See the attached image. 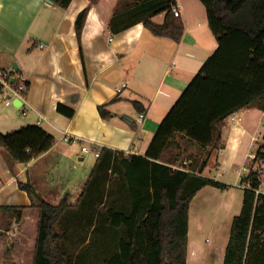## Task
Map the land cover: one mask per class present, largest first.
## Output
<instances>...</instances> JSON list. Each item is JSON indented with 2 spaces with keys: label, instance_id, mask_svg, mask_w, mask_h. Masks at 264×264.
<instances>
[{
  "label": "crops",
  "instance_id": "obj_1",
  "mask_svg": "<svg viewBox=\"0 0 264 264\" xmlns=\"http://www.w3.org/2000/svg\"><path fill=\"white\" fill-rule=\"evenodd\" d=\"M134 2L72 0L62 7L51 0H0V70L29 82L24 100L14 98L12 104L5 101L11 93L0 91V131L38 124L56 138L50 150L28 163L9 161L0 147V205L25 206L20 218L16 211L5 215L17 229L22 228L8 233L20 239L27 237L25 226L35 227L29 237L35 247L40 208L32 205L18 182L31 181L54 204L69 191L71 203L76 204L98 159L84 152L83 146L99 151L107 147L126 156L145 155L163 118L219 45L199 0H176L185 25L180 41L155 34L143 21L112 33L109 25L115 10ZM88 6L79 39L76 20ZM165 15L161 12L152 20L163 23ZM59 103L75 109L74 116L59 112ZM141 113L145 114L143 122L139 121ZM233 115L236 121L232 115L226 119L221 147L216 148L222 174L235 160L244 162L262 121V110L257 107L242 108ZM116 173L119 177L106 185L110 203L129 208L123 170ZM107 223L98 229V237L105 243L120 241L124 228H111ZM217 236L213 245L196 244L192 249L189 236L188 264L203 262L208 251L212 259L217 255L214 250H225L217 257L224 264L230 235L223 242L222 235ZM3 239L0 251L5 246ZM115 250L119 251L118 245Z\"/></svg>",
  "mask_w": 264,
  "mask_h": 264
},
{
  "label": "trees",
  "instance_id": "obj_2",
  "mask_svg": "<svg viewBox=\"0 0 264 264\" xmlns=\"http://www.w3.org/2000/svg\"><path fill=\"white\" fill-rule=\"evenodd\" d=\"M52 1L67 7L72 0ZM201 1L219 45L163 118L145 155L126 156L111 148H101L76 204L71 203L69 191L54 204L42 197L31 181L18 182L28 192L32 205L40 208L34 264H72L73 255L57 224L64 217L70 225L76 224L73 221L79 218L75 216L81 214L79 223L83 229L90 226L98 231L99 220L93 221L86 215L90 202L91 211L101 213L111 228L123 227L125 232L117 242L119 251L105 257L102 264H188L191 203L203 187L224 188L227 183L200 174L205 168L197 169L195 161L184 168H179L181 163L174 168L179 156L177 149L182 150L181 140L219 148L228 117L247 107L264 111V0ZM172 2L176 0H135L115 10L109 28L118 33L143 21L155 34L180 41L185 25L181 16L172 12ZM88 11L89 6L76 20L79 39ZM161 12H166L164 22H154L152 17ZM57 109L69 117L75 114V109L63 103ZM55 142V136L38 124L14 132L0 131V147L9 161L28 163L50 150ZM116 162L118 167L114 170H123L131 201L129 208L114 206L110 203V191L107 193V170ZM193 177L196 183L187 188V181ZM23 209L25 206L0 205V216L16 211L20 218ZM224 264H264V194L257 196L254 190L245 189L241 212L232 222Z\"/></svg>",
  "mask_w": 264,
  "mask_h": 264
},
{
  "label": "rangeland",
  "instance_id": "obj_3",
  "mask_svg": "<svg viewBox=\"0 0 264 264\" xmlns=\"http://www.w3.org/2000/svg\"><path fill=\"white\" fill-rule=\"evenodd\" d=\"M201 2L200 4L204 3ZM205 6V5H204ZM206 9V6H205ZM264 111H262L263 116ZM238 118V117H237ZM231 120L236 121L235 116L231 117ZM256 136H260L264 130V122L258 125ZM182 150L179 151V156L176 162L183 164L182 160H187L188 163L192 165V162L197 163V169L205 168L200 174H204L209 177H214L217 180L227 183L224 188L216 186H205L201 189L196 197L191 203L190 210V249L195 248L196 244H205V246H210L215 243L217 237L222 235L220 241L227 239L230 235L233 219L236 215L241 212L243 201H244V191L241 183L242 177H239L238 168L243 164L239 160H235V163L231 166L229 170L222 174L219 170V158L217 155V149L208 146L204 147L197 142L192 141H182ZM253 145V142L251 143ZM202 146V147H201ZM254 147L252 148V150ZM240 165V167H238ZM118 167L116 162L108 169L107 180L113 182L119 175L116 173V169L113 167ZM94 167V166H93ZM93 170V168H92ZM91 170V171H92ZM196 177L190 178L186 186L187 188L192 187L193 183H196ZM106 193V192H105ZM53 201V200H50ZM53 203H56L53 201ZM91 202L87 205V216H90L93 221L98 219V228L103 224L105 226L104 218L101 217V213L97 211H91ZM108 204L107 207H109ZM105 206L101 208L104 209ZM6 214L0 216V237L4 236L5 246L4 249L0 251V264H6L7 262H15L17 264H34L35 250L36 247L29 244L30 238L33 234L35 227L25 226L23 228L26 234L22 238H18V235L8 233V231H14L15 233L21 232L20 228L17 229L13 221L5 217ZM4 216V217H2ZM77 216V217H76ZM73 223L70 225L67 222V217H64L59 224H57V230L59 232H64L65 242L70 248V252L73 255L72 264H102L105 257L110 255L115 251L117 242L113 239L103 242L98 237L97 229L93 230V227L85 226L83 229L82 224L79 223L81 220V214L76 215ZM75 226L77 229H75ZM90 228V229H89ZM39 232V230H38ZM38 237V235H37ZM88 242V243H87ZM190 251L188 256L190 255ZM225 250H214L217 255H212L209 251L202 260L203 262H191L190 264H219L217 257L220 252L223 253ZM213 253V252H212ZM216 257V258H215ZM209 258V259H207Z\"/></svg>",
  "mask_w": 264,
  "mask_h": 264
},
{
  "label": "built area",
  "instance_id": "obj_4",
  "mask_svg": "<svg viewBox=\"0 0 264 264\" xmlns=\"http://www.w3.org/2000/svg\"><path fill=\"white\" fill-rule=\"evenodd\" d=\"M171 10L176 16H181L182 8L177 2L171 3ZM0 81L3 84L2 90H8L11 93L10 97L5 99L7 104H12L14 98L24 100L28 90V81L23 78L13 76V74L0 70ZM234 116V115H232ZM145 114L141 113L139 121L143 122ZM264 122V113L261 123ZM68 139V138H66ZM254 149L246 154L242 166L238 169L239 177H242L241 183L244 189L254 190L258 195L264 194V130L260 136H255L253 139ZM83 151L86 153H93L96 157L100 156V151L91 146H83ZM188 162L183 161V165L179 168H184ZM257 180V183L255 182Z\"/></svg>",
  "mask_w": 264,
  "mask_h": 264
},
{
  "label": "water",
  "instance_id": "obj_5",
  "mask_svg": "<svg viewBox=\"0 0 264 264\" xmlns=\"http://www.w3.org/2000/svg\"><path fill=\"white\" fill-rule=\"evenodd\" d=\"M52 1V0H51ZM15 105H18L19 104V100H15L14 102Z\"/></svg>",
  "mask_w": 264,
  "mask_h": 264
}]
</instances>
